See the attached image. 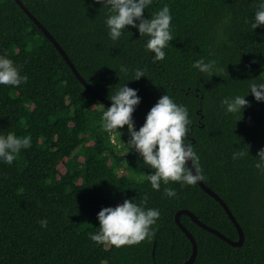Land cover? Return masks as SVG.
Wrapping results in <instances>:
<instances>
[{
	"label": "trees",
	"instance_id": "1",
	"mask_svg": "<svg viewBox=\"0 0 264 264\" xmlns=\"http://www.w3.org/2000/svg\"><path fill=\"white\" fill-rule=\"evenodd\" d=\"M21 1L107 100L127 83L138 90L133 116L142 120L165 94L188 108L187 140L199 156L197 174L245 235L242 246H232L182 215L198 245L193 264H264V172L255 166L264 148V102L247 96L243 115L226 113L221 103L245 95L249 79H264V26H250L260 0H156L145 19L165 4L172 16L173 39L160 61L135 28L113 41L106 9L94 0ZM0 55L27 77L18 88L0 87V135L31 136L30 148L10 166L0 164V264H184L193 246L176 223L181 210L239 239L225 209L197 182L151 188L147 174L154 170L125 144L126 126L121 138L115 134L124 142L122 154L102 126V105L108 106L83 86L15 0H0ZM201 58L216 61L222 71L200 73L192 65ZM138 68L147 77L129 81ZM239 151L245 154L234 158ZM165 187L176 195L166 196ZM133 198L160 210L153 237L119 248L92 242L88 233L98 230V212Z\"/></svg>",
	"mask_w": 264,
	"mask_h": 264
},
{
	"label": "clouds",
	"instance_id": "2",
	"mask_svg": "<svg viewBox=\"0 0 264 264\" xmlns=\"http://www.w3.org/2000/svg\"><path fill=\"white\" fill-rule=\"evenodd\" d=\"M106 9L105 25L108 35L113 40H118L128 31V27L138 30L140 37L145 36V48L153 53V59L160 61L165 58V49L172 41V16L169 7L165 4L159 11L145 19L144 12L153 7L156 0H94ZM251 28L264 26V0H260ZM130 32V31H128ZM192 67L200 73L211 77L222 71L214 60L207 62L201 58L196 60ZM121 72L127 74L128 68L121 66ZM141 77H147L143 69H135L133 78L129 81H138ZM248 92L245 95H233L224 98L221 103L226 113L242 114L249 102L246 99L251 95L255 101L264 102V79H249ZM27 83V77L20 75V71L14 66L12 60L5 55H0V87L18 88ZM138 90L127 86V83L116 88L109 97L110 106H103L101 121L104 131L110 134H118L121 138L122 129H127V144L138 153L145 165L154 171L147 174V180L153 190H160L161 184L170 182L181 185H192L203 176L193 174V168H189V162L199 173V156L193 149V145L187 140L191 124L188 108L177 104L168 94L161 96L154 106L147 112L144 123L137 129L132 117L140 104ZM31 146V136L23 137L14 134L0 135V164L10 166L22 149ZM239 151L234 153V158L243 156ZM256 168L262 169L264 165V148L257 154ZM164 193L169 198L176 195L175 190L165 187ZM146 198L140 203L133 199H124L115 207H103L97 214L99 222L97 231L89 232V239L100 246L135 245L141 241L151 239L154 235L153 225L156 224L160 210L146 207ZM41 227L47 226L46 220L40 221Z\"/></svg>",
	"mask_w": 264,
	"mask_h": 264
},
{
	"label": "water",
	"instance_id": "3",
	"mask_svg": "<svg viewBox=\"0 0 264 264\" xmlns=\"http://www.w3.org/2000/svg\"><path fill=\"white\" fill-rule=\"evenodd\" d=\"M17 2V4L21 7V9L35 22V24L40 28V30L45 34V36L53 43V45L56 47V49L59 51V53L62 55V57L64 58V60L67 62V64L69 65V67L72 69V71L74 72V74L76 75V77L79 79V81L83 84V86L90 91V93L96 97L97 101L99 103L105 104L107 106H110V101L107 100L106 98H104L101 94H99L97 91H95L88 83L87 81L80 75V73L78 72V70L76 69V66L74 65V63L72 62V60L70 59V57L68 56V54L66 53V51L62 48V46L58 43V41L52 36V34L38 21V19L25 7V5L22 3L21 0H15ZM134 123L136 125L142 126L144 123V120L133 116L132 117ZM189 168L191 169V167L193 168V174H197L195 168L193 165H191V163L189 162L188 164ZM198 183V185L206 192L208 193L211 197H213L214 199H216L221 205L222 207L225 209V211L227 212L229 218L231 219V221L233 222V224L236 226L238 232H239V239L237 241H233L230 238H228L227 236H225L224 234H222L220 231L202 223L198 217H196V215L194 213H192L189 210H181L176 214V223L177 225L180 227V229L184 232V234L190 239L192 246H193V252L192 255L190 257V259L188 261H186L184 264H193L196 260L197 254H198V245L197 242L194 238V236L192 235V233L182 224L181 222V216L182 215H188L192 221L194 223H196L197 225H199L200 227H202L203 229H206L207 231L215 234L216 236H218L220 239L224 240L225 242H227L228 244L232 245V246H242L244 244L245 241V235L243 232V229L241 227V225L238 223L237 219L235 218V216L233 215L232 211L230 210V208L227 206V204L214 192L212 191L208 186H206L203 181L201 179L196 181Z\"/></svg>",
	"mask_w": 264,
	"mask_h": 264
},
{
	"label": "rangeland",
	"instance_id": "4",
	"mask_svg": "<svg viewBox=\"0 0 264 264\" xmlns=\"http://www.w3.org/2000/svg\"><path fill=\"white\" fill-rule=\"evenodd\" d=\"M126 131H127V129H126ZM111 138H112V140H113L115 143H117V145H118L121 149L123 148V146H124V142H122V141L119 142L118 139H116L117 136H116L115 134H112V135H111ZM121 153L124 154V153H125V150L122 149V150H121ZM60 170H61L62 172H64V168H63V167H60ZM130 177H134V178L140 179L138 176H135V175L132 174V173H130ZM141 178H143V177H141Z\"/></svg>",
	"mask_w": 264,
	"mask_h": 264
}]
</instances>
